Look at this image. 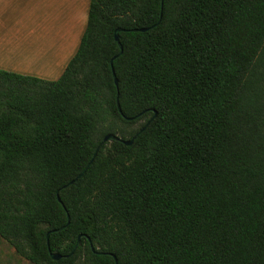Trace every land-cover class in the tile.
Returning <instances> with one entry per match:
<instances>
[{
    "label": "trees",
    "instance_id": "trees-1",
    "mask_svg": "<svg viewBox=\"0 0 264 264\" xmlns=\"http://www.w3.org/2000/svg\"><path fill=\"white\" fill-rule=\"evenodd\" d=\"M0 238L30 264H264V0H90L57 80L0 70Z\"/></svg>",
    "mask_w": 264,
    "mask_h": 264
},
{
    "label": "crops",
    "instance_id": "crops-1",
    "mask_svg": "<svg viewBox=\"0 0 264 264\" xmlns=\"http://www.w3.org/2000/svg\"><path fill=\"white\" fill-rule=\"evenodd\" d=\"M90 0H0V70L57 80L75 54Z\"/></svg>",
    "mask_w": 264,
    "mask_h": 264
},
{
    "label": "water",
    "instance_id": "water-1",
    "mask_svg": "<svg viewBox=\"0 0 264 264\" xmlns=\"http://www.w3.org/2000/svg\"><path fill=\"white\" fill-rule=\"evenodd\" d=\"M148 29H136V30H133L134 32H137V31H139V32H145V31H147ZM114 40L118 43V41H119V37H118V30H116L115 32H114ZM119 47H121L120 45H119ZM113 76H114V74H113ZM114 82H115V84H117V80L115 79V76H114ZM117 107H118V109H119V106H118V104H117ZM155 116H156V113L154 112V115H153V117L150 119V121L151 120H153L154 118H155ZM150 121H148V123L147 124H149V122ZM145 127H143L140 131H139V133L141 132V131H143V129H144ZM138 133V134H139ZM110 141H121L118 137H116V136H113V135H106L103 139H102V142L98 145V147H97V149H96V152H97V150L100 148V146L102 145V144H104V143H108V142H110ZM124 145H126V146H130L131 144H132V142H133V139H131V140H129V141H121ZM96 152L94 153V156H95V154H96ZM93 161V158L91 159V161H90V163ZM86 169H87V167L82 171V173L80 174V175H78V177L76 178V179H74L73 181H71L68 185H70V184H73L74 182H75V180H77L78 178H80L81 177V175L86 171ZM57 200L60 202V199H59V197H58V192H57ZM60 204L62 205V203L60 202ZM68 222H69V218H67V224H68ZM82 238V235H79L78 237H77V244H76V246L78 245V243H79V240ZM50 257H51V259L52 260H54V261H57V260H59L60 258H61V256L59 255V254H53V253H50ZM113 259H114V261H115V264H117V262H116V259H115V257L113 256Z\"/></svg>",
    "mask_w": 264,
    "mask_h": 264
},
{
    "label": "rangeland",
    "instance_id": "rangeland-1",
    "mask_svg": "<svg viewBox=\"0 0 264 264\" xmlns=\"http://www.w3.org/2000/svg\"><path fill=\"white\" fill-rule=\"evenodd\" d=\"M0 264H30L17 255L4 240L0 238Z\"/></svg>",
    "mask_w": 264,
    "mask_h": 264
}]
</instances>
